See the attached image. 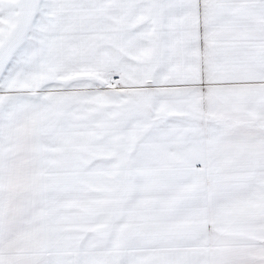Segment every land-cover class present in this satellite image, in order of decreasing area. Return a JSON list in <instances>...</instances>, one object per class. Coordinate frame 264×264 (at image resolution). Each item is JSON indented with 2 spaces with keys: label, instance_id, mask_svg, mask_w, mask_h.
<instances>
[{
  "label": "snow or ice",
  "instance_id": "1",
  "mask_svg": "<svg viewBox=\"0 0 264 264\" xmlns=\"http://www.w3.org/2000/svg\"><path fill=\"white\" fill-rule=\"evenodd\" d=\"M0 264H264V0H0Z\"/></svg>",
  "mask_w": 264,
  "mask_h": 264
}]
</instances>
